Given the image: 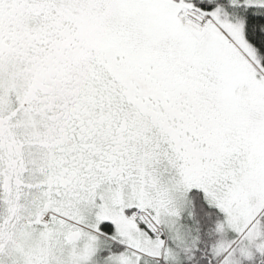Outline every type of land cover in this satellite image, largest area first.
I'll return each instance as SVG.
<instances>
[{"label":"snow or ice","instance_id":"obj_1","mask_svg":"<svg viewBox=\"0 0 264 264\" xmlns=\"http://www.w3.org/2000/svg\"><path fill=\"white\" fill-rule=\"evenodd\" d=\"M0 264H264V0H0Z\"/></svg>","mask_w":264,"mask_h":264}]
</instances>
